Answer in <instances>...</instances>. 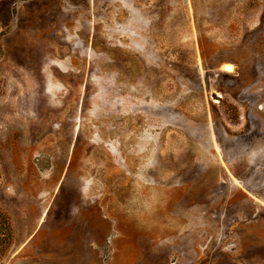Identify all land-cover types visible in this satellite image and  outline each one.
Wrapping results in <instances>:
<instances>
[{
    "label": "rangeland",
    "instance_id": "374dc122",
    "mask_svg": "<svg viewBox=\"0 0 264 264\" xmlns=\"http://www.w3.org/2000/svg\"><path fill=\"white\" fill-rule=\"evenodd\" d=\"M0 264H264V0H0Z\"/></svg>",
    "mask_w": 264,
    "mask_h": 264
},
{
    "label": "bare ground",
    "instance_id": "6f19581e",
    "mask_svg": "<svg viewBox=\"0 0 264 264\" xmlns=\"http://www.w3.org/2000/svg\"><path fill=\"white\" fill-rule=\"evenodd\" d=\"M225 70H227V71H230V72H232L233 70H234V65H232V64H230V65H228L226 68H224Z\"/></svg>",
    "mask_w": 264,
    "mask_h": 264
},
{
    "label": "water",
    "instance_id": "95a60500",
    "mask_svg": "<svg viewBox=\"0 0 264 264\" xmlns=\"http://www.w3.org/2000/svg\"><path fill=\"white\" fill-rule=\"evenodd\" d=\"M228 65H230V64H225V65H224V68H226Z\"/></svg>",
    "mask_w": 264,
    "mask_h": 264
}]
</instances>
